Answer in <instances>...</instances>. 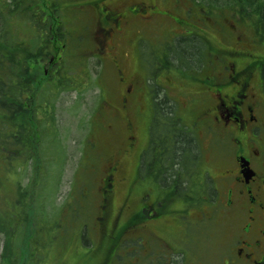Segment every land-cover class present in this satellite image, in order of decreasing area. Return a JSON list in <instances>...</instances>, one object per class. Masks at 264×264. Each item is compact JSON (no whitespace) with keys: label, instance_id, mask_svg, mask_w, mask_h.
<instances>
[{"label":"flooded vegetation","instance_id":"af4514ba","mask_svg":"<svg viewBox=\"0 0 264 264\" xmlns=\"http://www.w3.org/2000/svg\"><path fill=\"white\" fill-rule=\"evenodd\" d=\"M195 1L61 0L63 16L50 25L62 31L53 33L44 83L58 82L60 72L64 91V70L78 50L72 42L92 44L89 52L103 62L89 128L100 166L94 189L84 195L95 196L93 228L107 231L116 262L128 240L137 241L143 264H162L165 255L172 261L178 253L187 259L194 229L213 228L229 246L226 264H264V80L255 77L263 54H254L240 25L213 14L222 9L220 0ZM200 44L203 54L194 52ZM160 93L190 118L174 109L175 118H154ZM155 120L177 123L175 130L191 138L185 169L199 172L198 182L197 175L172 180L163 172L172 161L161 159L162 143L153 156ZM196 257L191 264H202Z\"/></svg>","mask_w":264,"mask_h":264},{"label":"trees","instance_id":"16d2710c","mask_svg":"<svg viewBox=\"0 0 264 264\" xmlns=\"http://www.w3.org/2000/svg\"><path fill=\"white\" fill-rule=\"evenodd\" d=\"M41 1L43 5L39 4V0H0V190L6 197L0 198V205L3 208V211H0V232L6 234L4 249L0 255L1 264H23L25 258L30 264L44 263L45 259L48 261V256L42 249L33 248L27 253L22 250V244L29 248L34 237L36 243L42 241L45 248L51 247L52 253L48 255L50 261L52 258V264L60 262L66 264L62 261L63 259L58 260V256L62 253L66 256L71 247H76V241L80 246V253L86 255V257L78 258L76 264H114L111 259L114 245L109 243V236L105 229L100 234L93 229L95 220L93 226H89L90 221L88 222L87 219L91 215L90 211L73 209L70 211L72 217L70 221L74 222L73 225H70V222L64 225L59 218L66 207L64 206L65 208L63 207L57 216L50 215L45 209L44 200L40 198L43 194L39 184H46L47 178V160L43 152L46 135L44 127L47 126L46 121L51 122L55 119L50 111L53 107L51 103L63 89L60 72L59 82H43L42 67V63L54 52V43L51 42L54 31L56 32V29L61 31V28H57L55 24L50 29L56 16L61 17V0ZM235 1L237 7H241L252 21L256 34L264 40V0ZM180 52L184 53L182 48ZM74 56H77V59L73 61L78 64L83 61L79 59L78 52ZM84 59L87 58L84 57ZM260 64L264 80V61ZM65 76L67 75H64V79ZM165 101H169L167 97L162 102L159 100L156 103L154 118L177 116H174L172 107ZM40 113L43 115L40 116ZM158 126L164 127V130H156ZM176 126L177 123L161 124L156 120L153 126V145L158 146L162 143L164 152L170 154L168 157L163 155L161 159L172 161L169 164L170 167L165 165L163 170L172 180L189 177L191 172L189 167L185 169V165L189 166L190 161L188 162L184 157L187 153L190 160V156L194 153L190 145L191 138L177 132ZM154 147L152 146V151ZM158 155L160 156L159 152L154 151L153 156L158 158ZM186 160L187 162H184ZM174 165L175 168H173ZM30 169L32 174L28 185L25 186V174ZM13 173L18 177V188L17 194L10 196L5 193L1 184ZM196 175L198 182L200 173L197 172ZM9 201L13 206L16 204L17 209L8 206ZM69 209L70 207L67 210ZM81 215L87 218L83 222H79ZM50 225L52 229L49 228ZM65 226L67 229L77 230L76 233L68 237L60 236L59 231L64 230ZM47 230L52 232L47 233ZM58 241H60L59 244ZM134 248L136 249L133 253L139 254V246ZM78 252L77 250L76 253ZM140 256L141 253L138 257ZM165 257L164 260L168 261V256L165 255ZM136 259L139 261L138 258ZM133 260V256L126 253L115 264H143L144 262L133 263Z\"/></svg>","mask_w":264,"mask_h":264},{"label":"rangeland","instance_id":"374dc122","mask_svg":"<svg viewBox=\"0 0 264 264\" xmlns=\"http://www.w3.org/2000/svg\"><path fill=\"white\" fill-rule=\"evenodd\" d=\"M200 1V3L204 2L202 5H208L210 3H205L204 0ZM39 4L43 5L41 0H39ZM62 6L63 3L61 7ZM217 6H220V8L222 7V9H216L215 13L213 14H215V16H226L228 17L229 22L240 25V32L243 40L252 44L254 48V54L264 55V40H261L259 35L255 34L257 32L252 24V21L245 15L246 12H244L241 7H237L236 1L220 0ZM63 13L61 12L62 16ZM68 18H71L72 20V17L68 16ZM83 21L86 22V18L83 17ZM73 24L80 25L77 20L74 21ZM70 29L73 31L72 26ZM61 31H59V33H61ZM68 33L69 26L64 29L65 38L68 37ZM71 46L75 48V50L78 49L76 51L79 53L80 60H84V55H88L90 57H86L87 59L83 61L84 64H82V62L78 64L77 62L73 61L77 59V56L71 59V68L66 72L64 71V75L68 76H65L64 79V91L62 89V91H60L59 94L53 98V103H51L53 104V107H51L50 111L53 113L55 119H53L51 122L46 121L48 127H44V133L46 135L44 136L43 152L47 160V178L46 184H39V188L42 190L43 194V196L40 198L44 200L45 209L50 213V215L56 214L57 216V213L61 211L64 206L66 207V209L61 212L59 218L60 222H62L64 225H67L69 222L70 225H73L74 222L70 221L72 220L70 211H73V209L77 208L78 210L81 209L88 212L90 211L91 215L89 219H87L84 215L79 217V222H83L87 219L88 222L90 221V226L95 220L94 214L96 213V210L93 207L95 196L93 194L84 195V189H94L100 166V158L98 157L97 150L94 154V149L90 148L93 145V141L90 140L88 136L89 128H93L95 121V118L92 119V112L94 111L95 106L98 104L100 98V92L97 83L98 78L101 75V64L103 62L99 59V57L92 55L89 52L92 44L88 42H82L81 44H78L79 47H77L76 44L72 42ZM198 47V53L203 54L204 45L200 44ZM48 57H50V55ZM210 57L214 56L212 55ZM44 63L45 62H43V64ZM84 68H87L88 72H84ZM259 74L260 77H262L261 69L258 67L256 68L255 74L257 82H260ZM100 79H104V75L101 76ZM68 85L71 86L67 88L66 86ZM169 96L172 98L171 95ZM163 97L164 94H158V98L161 99ZM174 101L175 100L172 102ZM175 102L178 105H175L176 107L173 106V109L178 113V116L182 118H190V111H188L186 108L180 107L181 104H179L178 101ZM42 115L43 114L40 113V116ZM185 121H187V119H185ZM188 129L191 131L189 127ZM193 134L194 133H192V135ZM193 144L195 145L194 142ZM31 174V169L25 174V186L28 185ZM17 178L18 177L16 174H10L8 176V180L1 184L2 189L4 188L5 193L10 196L17 192ZM33 188L35 189L36 187L34 186ZM2 192L3 191L0 190V198H6L3 196ZM5 196L7 195L5 194ZM6 201L8 200L6 199ZM6 201L4 200V204H6ZM8 206H13L11 201H9ZM13 207L14 209H17L16 204H14ZM69 207L70 209L67 210ZM0 211H3L1 205ZM49 228L52 229L51 225ZM63 229L64 230L59 231L60 236L65 235L68 237L71 234H75L77 231L67 229V226H65ZM47 231V233L52 232L50 230ZM192 233L193 236L191 238L193 239L190 240L186 246V251L188 252L187 259H185L182 254L178 253L176 256H174V258L169 256V258H173L172 261L168 260L162 264H191L192 254L199 255V257H196L195 259L196 263L199 261L202 264L227 263L226 256L229 252V246L225 241V236L223 235L222 231L210 228L208 232H199V229L196 228ZM139 235L140 234H136V236H138L136 238H139ZM1 240L5 241L6 237L0 236V255L4 243ZM35 241L36 239L34 237L29 248L22 244V250H25V253H27L33 248L42 249L46 252L48 261L50 262L48 255L52 253L50 247L45 248L42 245V241L39 243H36ZM59 242L60 241H58V244ZM128 242L132 243L133 246H128ZM136 243L137 241L135 240H128L124 242V244L121 245V254L125 255L126 253L133 251L132 249H136L134 248L137 246ZM77 250L79 251L78 253H76ZM151 250L154 249L151 248ZM128 255L133 256V261L135 263H139L136 258L140 254L128 253ZM84 256L86 257V255L80 253V246L76 241V247H71L65 256L64 261L66 264H76V260ZM140 257L142 258V255ZM26 260L27 258H25V262L23 264H30V262L27 263ZM112 262L115 264L116 260H113ZM44 263L39 262L38 264Z\"/></svg>","mask_w":264,"mask_h":264},{"label":"bare ground","instance_id":"6f19581e","mask_svg":"<svg viewBox=\"0 0 264 264\" xmlns=\"http://www.w3.org/2000/svg\"><path fill=\"white\" fill-rule=\"evenodd\" d=\"M194 52L198 54V51H194ZM159 100L162 102L163 99H159ZM165 102H166V104H168V106H171V107H172V105H171L168 101H165ZM187 133L191 134L190 132H187ZM191 135H192V134H191ZM153 146H155L154 149H158V148H159V147L156 146V145H153ZM162 155H164L165 157L170 156V154H169V153L167 154V152H163ZM196 174H197V172H192V171H191L189 177H190V176H195ZM198 181H199V178H198Z\"/></svg>","mask_w":264,"mask_h":264}]
</instances>
